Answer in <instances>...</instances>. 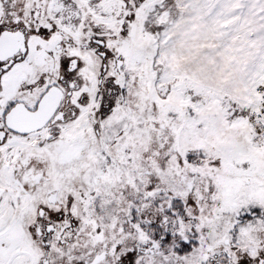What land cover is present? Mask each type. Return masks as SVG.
I'll return each mask as SVG.
<instances>
[{
	"label": "snow or ice",
	"instance_id": "obj_1",
	"mask_svg": "<svg viewBox=\"0 0 264 264\" xmlns=\"http://www.w3.org/2000/svg\"><path fill=\"white\" fill-rule=\"evenodd\" d=\"M0 264H264V0H0Z\"/></svg>",
	"mask_w": 264,
	"mask_h": 264
}]
</instances>
